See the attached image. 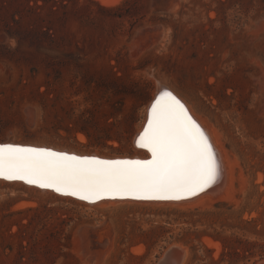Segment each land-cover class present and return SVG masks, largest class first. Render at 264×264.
Instances as JSON below:
<instances>
[{"label":"rangeland","instance_id":"rangeland-1","mask_svg":"<svg viewBox=\"0 0 264 264\" xmlns=\"http://www.w3.org/2000/svg\"><path fill=\"white\" fill-rule=\"evenodd\" d=\"M159 83L221 135L225 188L87 207L0 183V264H158L176 245L230 264L264 245V0H0V143L133 156Z\"/></svg>","mask_w":264,"mask_h":264},{"label":"snow or ice","instance_id":"snow-or-ice-1","mask_svg":"<svg viewBox=\"0 0 264 264\" xmlns=\"http://www.w3.org/2000/svg\"><path fill=\"white\" fill-rule=\"evenodd\" d=\"M151 105L139 145L150 160H100L46 148L0 145V178L94 202L105 197L175 200L210 188L220 167L208 137L170 90Z\"/></svg>","mask_w":264,"mask_h":264},{"label":"bare ground","instance_id":"bare-ground-1","mask_svg":"<svg viewBox=\"0 0 264 264\" xmlns=\"http://www.w3.org/2000/svg\"><path fill=\"white\" fill-rule=\"evenodd\" d=\"M99 1L102 5L105 6H116L120 3V0H97ZM159 91H171L174 95L177 96V98H179L184 105L186 106L189 114L191 115V117L194 119V121L200 126L201 130L204 132V134L208 137L209 142L213 148V151L215 152L216 155V159L218 161L219 167H220V175L216 181V183L214 185H212L210 188H207L203 191H200L198 193L195 194H191V195H186L180 199L183 198H189L192 196L190 199H188L187 201H179V202H161V200H157V199H150V201L145 202L142 200L145 199H141V201L139 199H136L138 201H135L134 198L131 197H106V198H102V199H97L94 202H89L87 200H81L75 196L72 195H62L58 192L55 191H51V190H45L39 187H35V186H28L22 182L16 181V182H12V181H6L3 179H0V183L4 184V185H9V186H19V187H24L27 188L29 190H33V191H37L40 193H44V194H50V195H54L56 197H62V198H66V199H73L76 200L80 203H82V205H86L87 207H107L110 205H118V204H145V205H155V206H177V207H181V206H188V205H192V204H197V203H201L203 201L206 200V198L212 194L215 191L218 190H222L223 188H225L226 186V179L227 176H232V163L226 153L225 150V146L222 142V137L221 135L218 133V131L216 130V128H214L208 121H206L205 119H203L202 115H200L197 110L195 109L194 105L191 104L187 99H185L184 97H182L177 91H175L174 89L159 83L156 87V93L153 97V100L150 101L148 107L146 108V113H145V119L143 124L141 125V127L138 129V131L136 132L135 138H134V149H135V155L133 156H111V155H101L100 153H92L90 151H78V150H74V149H67V148H62V147H55L52 145H48L46 143H40V142H19L17 140H8L5 141V143H0V144H14V145H25V146H33V147H46V148H51L54 149L56 151L59 152H66L69 154H75L76 156H93V157H98L101 159H106V160H112V159H136V160H146L151 158V153L148 152V150L144 147H141L138 143V145H136V141L138 139V137L141 135V133L143 132L144 128L147 127V119H148V115H149V111H150V107L151 105L154 103V101L156 100V98L158 97ZM79 141L81 143H86V138L84 136H80L79 137ZM139 141V140H138ZM236 164V163H235ZM215 194V193H214ZM211 198V197H210ZM101 200V201H100ZM170 200V199H168ZM179 200V199H176ZM98 201V202H97ZM175 201V200H173ZM97 202V203H96ZM173 249V263L176 264V262H178L179 264H185L186 263V259L188 256L187 251H185L184 249L181 248V245H176V248H172ZM177 250V251H176ZM179 250L184 254L183 256V260L180 263V254L181 252H179Z\"/></svg>","mask_w":264,"mask_h":264},{"label":"trees","instance_id":"trees-1","mask_svg":"<svg viewBox=\"0 0 264 264\" xmlns=\"http://www.w3.org/2000/svg\"><path fill=\"white\" fill-rule=\"evenodd\" d=\"M244 245H246L244 247ZM257 245L259 248L258 251H253L254 248L252 246H247V242L239 241V246H242V254L240 252H236L238 248H230V252H226V256L230 257V264H238L240 262H251L252 258L257 257L258 259H264V245L262 244H252ZM224 247L226 250L229 248V244L224 242ZM225 256V255H224Z\"/></svg>","mask_w":264,"mask_h":264},{"label":"water","instance_id":"water-1","mask_svg":"<svg viewBox=\"0 0 264 264\" xmlns=\"http://www.w3.org/2000/svg\"><path fill=\"white\" fill-rule=\"evenodd\" d=\"M154 102H155V101H154ZM146 126H147V124H146ZM142 133H143V132H142ZM142 133H141V134H142ZM139 137H140V136H139ZM139 137H138V139H137V141H136V145H138ZM0 145H4V144H0ZM12 145H14V144H12ZM15 146H19V147H33V146H25V145H15ZM37 148H40V147H37ZM43 148H46V147H43ZM46 149H49V150H51V151H56V150L51 149V148H46ZM56 152H59V151H56ZM63 153H66V152H63ZM67 154H69V153H67ZM69 155H75V154H69ZM80 157H81V156H80ZM82 157H93V156H82ZM95 158L100 159V160H106V159H101V158H98V157H95ZM151 158H152V157H151ZM151 158L146 159V160H150ZM112 160H136V159H112ZM0 179H2V178H0ZM3 180H5V179H3ZM6 181H9V180H6ZM11 181H12V182L19 181V182H22V183H24V184H26V185H28V186H35V187H38V186H36V185L28 184V183H26V182L23 181V180H11ZM45 190H51V191H54L53 189H50V188L45 189ZM55 192H56V191H55ZM105 198H106V197H105ZM101 199H102V198H101ZM98 200H99V199H98ZM176 251H177V250H176ZM179 252H181V251L179 250ZM183 256H184V254L181 252V254H180V263H181L182 260H183ZM172 258H173V249H172V248H169V249L165 252L164 256L161 258V260L159 261L158 264H174ZM176 264H179V263L176 262ZM256 264H264V259H260Z\"/></svg>","mask_w":264,"mask_h":264}]
</instances>
